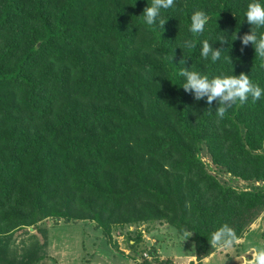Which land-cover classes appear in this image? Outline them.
Here are the masks:
<instances>
[{
	"label": "trees",
	"instance_id": "1",
	"mask_svg": "<svg viewBox=\"0 0 264 264\" xmlns=\"http://www.w3.org/2000/svg\"><path fill=\"white\" fill-rule=\"evenodd\" d=\"M249 2L174 0L164 26L152 27L139 17L147 0H0V264H43L48 231L38 224L48 218L91 221L108 236L164 221L194 242L198 261L223 244L211 240L221 225L231 244L243 237L264 212V96L217 117L219 98L184 92L177 65L245 73L264 88V62L239 40ZM197 10L209 16L199 36L188 31ZM189 38L193 49L182 47ZM203 39L222 50L218 61L200 56ZM203 150L263 185H225ZM26 227L44 241L18 254L13 235Z\"/></svg>",
	"mask_w": 264,
	"mask_h": 264
},
{
	"label": "rangeland",
	"instance_id": "2",
	"mask_svg": "<svg viewBox=\"0 0 264 264\" xmlns=\"http://www.w3.org/2000/svg\"><path fill=\"white\" fill-rule=\"evenodd\" d=\"M201 158L208 171L218 177L227 186L243 190L262 186V182H247L233 177L216 167L203 150ZM47 229L48 246L44 252L48 255L43 264H145L146 261L157 264L169 261L171 264H249L250 247H264V212L248 229L242 238L228 246L220 244L208 257L197 260L195 244L182 237L177 230L164 221L139 223L128 226H114L111 236L103 233L94 222L70 221L48 218L38 224ZM141 233V240L131 247V239ZM44 241L38 228L26 227L13 235L11 248L18 254L24 246L32 242ZM155 252V256L151 254ZM147 254V256H146Z\"/></svg>",
	"mask_w": 264,
	"mask_h": 264
},
{
	"label": "clouds",
	"instance_id": "3",
	"mask_svg": "<svg viewBox=\"0 0 264 264\" xmlns=\"http://www.w3.org/2000/svg\"><path fill=\"white\" fill-rule=\"evenodd\" d=\"M174 7V0H151L144 8L142 14L143 23L147 26L159 27L164 26L166 19L164 12ZM244 21L251 27L250 31L239 37L242 48L249 44L254 49L255 55L264 62V0H250L247 4L244 13ZM209 21V16L203 10L194 11L190 16V24L188 27L189 33L199 34L205 31V26ZM232 35V34H231ZM237 36L232 41H235ZM215 41L228 43L231 47V42L225 40V36L218 35ZM200 56L210 59L211 62H216L221 58L222 50L213 48L209 39L199 41ZM182 47L193 49L196 47V41L193 39H185L182 42ZM181 49V47H178ZM227 59L232 63L229 56ZM173 60V57H172ZM184 59H181L177 66L178 75L182 77L181 87L184 92L190 93L195 100L205 99L206 103L211 104L213 100L219 98V103L215 109L217 117L222 118L228 108L237 102L244 104L249 97L255 102L264 96V88L259 84L253 83L249 75L240 73L239 75H216L209 76L202 74L199 71L185 68ZM236 239L233 230L227 225H221L211 233L213 243L223 242L224 246L230 245ZM251 254V259H247L249 264H264V247H250L246 250L247 257Z\"/></svg>",
	"mask_w": 264,
	"mask_h": 264
},
{
	"label": "built area",
	"instance_id": "4",
	"mask_svg": "<svg viewBox=\"0 0 264 264\" xmlns=\"http://www.w3.org/2000/svg\"><path fill=\"white\" fill-rule=\"evenodd\" d=\"M146 256H147V254H146Z\"/></svg>",
	"mask_w": 264,
	"mask_h": 264
}]
</instances>
